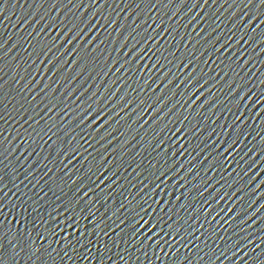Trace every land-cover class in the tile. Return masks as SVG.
I'll list each match as a JSON object with an SVG mask.
<instances>
[{
	"label": "snow or ice",
	"instance_id": "1",
	"mask_svg": "<svg viewBox=\"0 0 264 264\" xmlns=\"http://www.w3.org/2000/svg\"><path fill=\"white\" fill-rule=\"evenodd\" d=\"M9 4L0 0V24L14 15ZM32 5L18 18L20 27L27 26L24 35H0V264H128L135 252L148 257L151 249L159 260V252L168 256L181 248L188 252L186 264L194 257L200 264H264V227H254L264 218V172L255 158L264 148L258 153L241 139L253 115L241 106L249 100L253 108L264 106V89L252 100L259 87L253 69L264 65V0H31ZM133 77L135 87L128 83ZM217 108L233 116L218 126L220 133L213 128L205 135L204 116L192 123L191 113L178 115L192 109L211 113L210 120ZM132 124L137 135L152 131L146 147L143 137L129 140ZM129 145L141 146L133 159L148 153L135 168L118 162ZM205 149L193 164L192 154ZM152 153L163 162L148 159ZM229 159L240 168L232 170L233 183L222 173L192 185L201 170L207 176ZM122 167L141 169L134 177L140 187L113 210L110 201L124 195L121 181L136 186ZM168 178L174 189L179 184L185 191L166 212L170 202L151 193H163ZM217 184L231 191L220 192ZM188 186L197 188L191 202ZM153 205L159 213L150 221L145 217L152 216L149 209L156 211Z\"/></svg>",
	"mask_w": 264,
	"mask_h": 264
},
{
	"label": "water",
	"instance_id": "2",
	"mask_svg": "<svg viewBox=\"0 0 264 264\" xmlns=\"http://www.w3.org/2000/svg\"><path fill=\"white\" fill-rule=\"evenodd\" d=\"M109 2L111 3V0H109ZM30 4H31V0H16L15 3H12L10 0L9 14L14 13V15H11V20H5L2 24H0V35H2L4 39H8L10 37L11 39L15 40V39H17V34H19L20 36L24 35L25 28L27 26L20 27L18 18L24 16L27 12L32 11L35 8V5H32V7L30 8L29 7ZM113 7H115V5H113ZM109 11H111V9H105L106 14ZM13 24H16L17 27H13ZM177 55H180V53H177ZM211 67L214 68L215 65H212ZM98 70L99 69H97V71ZM205 71L208 72V74L210 76L214 75L211 68L205 67ZM253 71L256 73L255 77H253V80L256 84L259 85V87L253 89V91L256 93V95H254L252 97V100H255L256 96L261 95V90L264 89V84H260V81H264V74H262V73H264V65L257 64L256 68L253 69ZM221 75H222V73H221ZM104 79H105V81H107L108 77H104ZM113 79H114V77H113ZM134 79H135V77L128 80V83L132 84L133 87L136 86L135 84H133ZM97 83H99V81H97ZM241 83H242V81H241ZM93 87H95V84H93ZM219 87H220V85L217 84L216 88H219ZM121 90H123V89H121ZM176 91L179 92L180 89H176ZM213 91H216V89H213ZM224 91H227V89L225 88ZM135 95H136L135 93H130V96H135ZM141 95H143V93H141ZM169 95H171V93H169ZM216 95L218 97H220L221 99H223L221 92H216ZM177 98H179V97H177ZM205 107H207V105H205ZM228 107L231 108V110L233 112L236 110L234 104H229ZM249 109H251L253 115L251 118H249L246 121V123L244 125L246 138L242 137L241 139L244 141V144H248L249 147H252L253 145H255V148H256L257 152L259 153L260 149L264 148V139H262V137H264V119L257 118V113L259 114L260 117H264V106H261L259 108H253L252 101L249 100L247 103V107H244L243 105L241 106V111H243L245 113V115H247ZM214 111H216V116H213L210 120L207 119L206 117L210 116L211 113H204V112L196 113V112H193L192 109H188L187 112H185L184 109H181L180 113H178V115H181V118H182L183 115H188L189 113H191V115H189V119L192 121V123H196L197 120L201 119V116H204L205 119L202 122V127L205 129V135H207V132L211 131V129H213V128L216 129L217 133H220L221 129L218 126L222 125V124L227 125V124L231 123L233 120V116L227 110L221 111L220 108H217ZM145 118L149 119L148 117H145ZM173 119H175V117ZM213 121H215V123H213ZM121 123L123 124V121ZM185 123H187V121H185ZM162 126H163V124L161 123L159 125H155L154 127L156 128L157 131H159L160 127H162ZM168 126L172 127L171 124H169ZM118 127H119V125H118ZM126 128H127V125H125L124 128H121V131H125ZM132 129L133 130H129L126 132V135L128 136L129 140H131L132 136H136V140H140L141 137H143L142 144H144V146L146 147V142L152 139V136H153L152 131L150 130L147 133V135H145L144 129H140L139 135H137V133L134 131L136 129L135 124H132ZM248 133H251V135H248ZM258 133H259V135H258ZM120 139L123 140L124 137H121ZM185 139H187V138H185ZM200 139H203V137H200L199 139L193 138L192 144L196 145ZM221 139H225V137H223V135H222ZM136 140H132V144H136ZM181 142L183 143V141H181ZM97 147H99V146H97ZM185 147H187V144H185ZM201 147H203L202 144H201ZM241 147H243V145H241ZM129 149L130 150L128 151V154L123 156L121 161H118L119 163H123L124 167H126L127 164L129 162H131L132 167L135 168L136 163L141 161L145 156H148V153L146 151H141V155L135 156V158L133 159V154L136 151L141 150V146L137 145L136 148H132L131 145H129ZM101 151H102V149H101ZM207 151H208V149H205L204 153H201L200 156H197L196 153H193L192 155L194 157H196V159H193L192 163L196 164L197 160H202L203 155L206 154ZM113 155H117V153H113ZM212 155L214 156L215 153H213ZM153 157H156V153H152V156H149L148 159H153ZM255 158L260 163V171L264 172V154L257 155ZM157 159H159L162 163L164 157H162V156L156 157V159H153V163H156ZM179 159L182 162H184V161H186L187 157L181 156V157H179ZM209 159H211V157H209ZM245 159H247V157H245ZM169 164H171V160L169 161ZM206 164H207V161H204L202 165H197V167L202 169L203 166ZM243 166L247 167L246 164H244ZM185 168H187V163H185ZM233 169H235V171H240V168L231 159H229L228 163L224 165V169L209 172L207 176H205L204 171L201 170L200 176L196 177L195 179H192L191 183H192V185L199 186L200 184L203 183V181L201 180V177H203L204 179H207L209 176L212 178L213 181H215V180L220 178L222 173H223V176L227 178L229 183H233V176H235V172L232 171ZM140 171H141L140 168H136V172H140ZM121 172L123 173L124 176L128 177V180L131 181V183L133 185H136V186L130 187V185L128 184L127 181H123V180L121 181L124 184V189H122V191L124 192V195L116 194L114 197V201H110V203L112 204L113 210L119 204L120 201H124L125 203H127V201L125 200V196H127L128 199L131 200L132 195H129V192H131L132 194H135L137 192L138 188L140 187V185L137 183V179H134V177L136 176V172H133L132 168H129L128 171L125 172L124 168L122 167ZM230 172L232 173V175H229ZM186 178H191V177H186ZM245 179H247V178L245 177ZM223 182L224 181H221V183H223ZM166 183H167L168 187H166L164 189L163 193L160 192V189H155L151 193V195L153 198H155L156 200H159L161 202H163L164 200H168L170 202L168 205L164 206L165 211L167 212L168 207H170L172 204H176V205L179 204L180 201L176 200L175 197L179 196L180 192H184L185 189L180 188L179 184H177L175 189H174L172 187L173 180L171 178H168L166 180ZM181 183H183V181H181ZM152 187L153 186L150 184L149 188H152ZM188 187L191 188V186H188ZM216 188H218L220 190V192L231 191V189H229L227 186H225V188L221 189L218 184L216 185ZM148 190H149L148 188L144 189V191H146V192ZM211 190L212 189H209V191H211ZM215 194L216 193H214V195ZM196 195H197V188H191V190L188 192L189 202H191V197L196 196ZM205 196H207V193H205ZM181 199H183V197H181ZM136 200H139V196L136 197ZM136 200H133L132 206L136 205ZM149 202H151V201H149ZM153 208H155L156 211L153 212L152 209H149V212L152 213V216L151 217L146 216L145 219H149L150 221H152L154 219V217L157 215V213H159V206L158 205H153ZM261 211H264V208H262ZM160 214L163 215V213H160ZM113 219H116V217L113 216ZM165 219H167V216H165ZM109 223H111V221ZM169 223H171V221H169ZM163 227L165 230H168L167 225H163ZM254 227H257V228L264 227V218H262L261 220H258L257 224L254 225ZM201 231H203V229H201ZM198 234L199 233H197V235ZM121 235H123V233H121ZM209 242H211V241H209ZM197 243H199V241H197ZM121 247H123V244H121ZM165 249L167 250V246H165ZM115 251H116V249L114 248L113 252H115ZM158 254L160 256L159 260H157L156 257L152 255L151 249L148 250V257H144L140 252H135V255L128 262V264H186V262L184 261V256L188 255V252L186 249L181 248L179 252H176L173 249L172 251L169 252L168 256H165L163 252H159ZM136 257H140V259H136ZM113 258L116 259L115 257H113ZM22 264H23V262H22ZM37 264H39V261H37ZM68 264H72V262L69 261ZM78 264H88V261H79ZM93 264H95V261H93ZM106 264H112V261H107ZM117 264H123V262L117 260ZM192 264H200V262L194 257ZM217 264H218V262H217ZM225 264H227V262H225ZM237 264H239V261H237Z\"/></svg>",
	"mask_w": 264,
	"mask_h": 264
}]
</instances>
